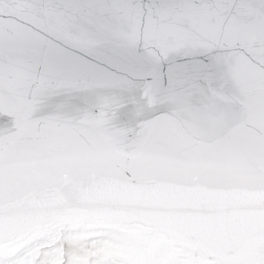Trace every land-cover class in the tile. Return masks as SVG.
I'll use <instances>...</instances> for the list:
<instances>
[{"label":"snow or ice","instance_id":"1","mask_svg":"<svg viewBox=\"0 0 264 264\" xmlns=\"http://www.w3.org/2000/svg\"><path fill=\"white\" fill-rule=\"evenodd\" d=\"M11 5L0 0V264H264V222L234 247L123 199L88 215H19L44 153L66 145L131 139L196 181L210 160V184L233 169L264 184V0ZM86 103L94 114L73 119Z\"/></svg>","mask_w":264,"mask_h":264},{"label":"clouds","instance_id":"2","mask_svg":"<svg viewBox=\"0 0 264 264\" xmlns=\"http://www.w3.org/2000/svg\"><path fill=\"white\" fill-rule=\"evenodd\" d=\"M105 94L106 90L95 89L87 95L102 97ZM93 107L86 103L73 114V119L91 117ZM47 114L55 115V109L49 108ZM42 160L39 191L23 201L19 209L22 219H50L68 212L88 215L115 207L118 199H123L155 205V212L177 226L195 228L234 247H242L255 239L258 226L264 222V184L254 179L259 174L250 170L229 171L224 186H250L261 194L259 214L254 219L243 216L230 202L222 207L207 198L178 191L216 187L206 179L215 171V163L210 160L201 162L199 181L187 175L183 164L174 162L171 157L139 153L131 139L103 150L61 146L46 151Z\"/></svg>","mask_w":264,"mask_h":264},{"label":"water","instance_id":"3","mask_svg":"<svg viewBox=\"0 0 264 264\" xmlns=\"http://www.w3.org/2000/svg\"><path fill=\"white\" fill-rule=\"evenodd\" d=\"M11 6V0H6V8ZM178 191L198 198H207L209 202L222 207L230 202L243 216L249 219H254L259 214L261 194L250 186H201L199 188H181Z\"/></svg>","mask_w":264,"mask_h":264}]
</instances>
